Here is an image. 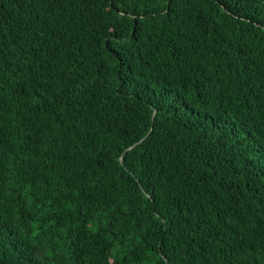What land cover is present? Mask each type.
Here are the masks:
<instances>
[{
  "label": "trees",
  "instance_id": "obj_1",
  "mask_svg": "<svg viewBox=\"0 0 264 264\" xmlns=\"http://www.w3.org/2000/svg\"><path fill=\"white\" fill-rule=\"evenodd\" d=\"M0 264H264V0H0Z\"/></svg>",
  "mask_w": 264,
  "mask_h": 264
}]
</instances>
